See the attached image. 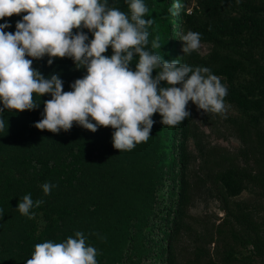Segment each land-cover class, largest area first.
Masks as SVG:
<instances>
[{
    "label": "trees",
    "instance_id": "16d2710c",
    "mask_svg": "<svg viewBox=\"0 0 264 264\" xmlns=\"http://www.w3.org/2000/svg\"><path fill=\"white\" fill-rule=\"evenodd\" d=\"M143 2L148 8L144 18L154 21L148 28L146 50L169 62L177 59L180 64L193 68H209L212 74L224 78H220L228 90L224 100L251 112H264V0ZM108 3L130 14L127 0H108ZM170 8L172 12H169ZM24 14L0 19V24L8 22L11 25L4 31L14 33L16 22ZM76 31L73 30L74 33ZM83 31L91 40L92 33L87 29ZM188 31L200 33V38L210 44L206 55L193 52L184 55L180 37ZM157 36L161 47L152 48V41ZM258 51H262L263 56L257 55ZM112 54L109 47L105 55ZM48 59L45 56L33 60L32 64L46 78L45 74L56 70V66L61 70L75 71L80 78L86 75V69H76L71 58H55L51 65L47 64ZM152 75H156L155 70ZM161 86H166L165 82H161ZM71 90L70 86L64 89ZM48 99H51L50 95L41 96L39 107L31 111L5 110L0 113L5 122L4 130L0 131V154H5L2 164L22 177L12 179L6 176L3 179L0 229L5 231L7 239L0 240V264H25L36 244L63 242L69 236L74 237L77 231L85 235L86 244L96 248L97 264H176L171 255L174 229H163L161 223H156V210L151 211V216H141L137 201L143 183L149 182L155 187L152 190L158 191L159 185L171 179L177 164L182 169L177 153L171 150L174 145L172 138L181 125L176 128L163 126L159 113L154 114L152 119L155 123L149 140L137 144L131 151L119 152L112 144L114 129L111 127H99L92 132L73 124L69 131L61 130L58 134L38 130L34 125L43 118L44 101ZM191 103L189 101L187 107ZM232 127L241 142L238 151L233 156L207 151L204 163L206 177L212 182L226 215L216 233L222 249L213 254L199 246L184 264H245L243 262L250 256L239 255V247H250L252 252L258 253L264 246V229L259 222L241 203L230 199V194L247 181L259 186L264 194V131L243 120L232 121ZM149 168L153 177L150 181ZM46 182L54 185L49 195H45L41 187ZM92 188L96 193L92 199L84 197L75 202L62 199L64 193L78 194ZM124 188L134 191V196L127 198V207L134 211L125 213L126 220L133 216L134 223L141 220L144 223L140 229L144 251L140 254L135 253L133 246L135 234H130L125 241L115 242L111 235L99 228L86 230L81 225L82 221L87 222L89 216L111 202L108 190ZM26 194H31L34 202L43 200L39 207L31 210L35 213L32 219L16 209ZM117 196L119 194L113 197ZM151 201H155V193ZM164 206L165 209H158L166 218L174 208ZM156 228L161 237H154ZM162 235H166V242Z\"/></svg>",
    "mask_w": 264,
    "mask_h": 264
},
{
    "label": "clouds",
    "instance_id": "9594fccd",
    "mask_svg": "<svg viewBox=\"0 0 264 264\" xmlns=\"http://www.w3.org/2000/svg\"><path fill=\"white\" fill-rule=\"evenodd\" d=\"M127 2L130 14L111 7L108 0H0V19L26 13L14 33L4 31L11 27L8 22L0 24V113L37 109L40 103L34 96L47 94L51 99L44 101L43 118L34 125L38 130L58 134L74 123L92 132L111 127L112 144L119 152L149 140L154 114L159 113L163 126L183 122L190 116L189 101L206 114L223 115L228 90L220 78L207 67L169 62L146 50L154 21L144 18L148 8L143 0ZM83 29L92 33L91 40ZM180 40L184 55L200 48L198 32L188 31ZM109 47L111 56L105 55ZM160 47L157 36L152 48ZM45 56L48 65L55 58H71L86 75L64 91L58 74L46 78L32 67L33 60ZM4 128L0 118V131ZM41 187L49 195L54 185ZM42 203L26 194L16 209L32 219L31 210ZM96 256V248L77 231L63 242L36 244L25 264H97Z\"/></svg>",
    "mask_w": 264,
    "mask_h": 264
},
{
    "label": "rangeland",
    "instance_id": "374dc122",
    "mask_svg": "<svg viewBox=\"0 0 264 264\" xmlns=\"http://www.w3.org/2000/svg\"><path fill=\"white\" fill-rule=\"evenodd\" d=\"M209 51L210 44L200 38V48L193 53L206 55ZM257 55L263 56L262 51H258ZM137 61L138 57H135L130 65L132 70H135ZM53 74H58L63 81V90L80 78V75L75 71L61 70L59 66H56V70L49 71L45 75L50 77ZM219 78L222 79L223 77L220 76ZM222 82L224 83V80ZM34 99L38 103L40 97L34 96ZM224 102L226 112L223 115L206 114L193 103L187 107L190 116L179 124L181 127L172 138L174 145L171 148L173 153H177V159L178 162H181L182 169L180 170L177 164L171 179H167L164 184L159 185L158 191L152 190L155 188L154 185L145 182L142 185L143 189L139 192L137 201L139 214L141 216L144 214L151 216V211L156 210V223H161L163 229H166V227L174 229L171 238V255L176 264H184L189 258L191 259L195 248L197 249L199 246L213 252V254L222 249V243L218 240L216 233L221 228L226 215L221 202L215 195L212 182L206 177L205 153L211 151L212 153L233 156L238 151L241 142L235 134L232 121H247L264 131V112L255 113L242 109L228 100H224ZM75 125L82 128L77 124ZM177 126L173 127L176 128ZM4 156L5 154H0V192L4 177L22 178L15 171H9L5 168L2 164ZM149 172L150 168L148 169V181L153 179ZM94 190V188L85 189L78 194L64 193L62 199L74 202L84 197L92 199L93 195L96 194ZM154 193L155 201L150 202ZM107 194L110 196L109 201L111 202L105 208H101L99 211L94 212L92 216H89L87 222L82 221V228L86 230L99 228L111 235L112 240L115 242L121 239L125 241L130 234H135L133 243L135 253H142L144 251L142 248L143 236L140 229L144 223L142 220L134 223L133 216L130 220L125 218V213L131 214L134 211L132 207H127V204H129L127 198L134 196L133 189H110ZM115 194H119V197H113ZM230 199L241 203L242 207L264 229V194L259 186L249 181L244 182L239 190L230 194ZM175 201H177V204H175ZM164 205H170L174 208L166 218L163 217L165 214L162 215L158 209H165ZM162 217L164 219H161ZM154 231V237H161L157 228ZM162 236H164L163 240L166 242V235ZM5 238L7 239L5 231L0 229V240ZM238 252L239 255L250 256L243 262L245 264H264V246L258 253L252 252L250 247H239Z\"/></svg>",
    "mask_w": 264,
    "mask_h": 264
}]
</instances>
